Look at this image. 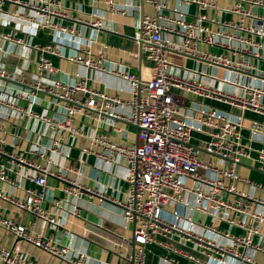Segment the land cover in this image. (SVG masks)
Masks as SVG:
<instances>
[{"label": "built area", "instance_id": "2783aa9c", "mask_svg": "<svg viewBox=\"0 0 264 264\" xmlns=\"http://www.w3.org/2000/svg\"><path fill=\"white\" fill-rule=\"evenodd\" d=\"M68 1L0 0V26L6 28L0 30V90L9 96L0 94V118L45 122L58 134L48 147L49 154L58 152L65 134L83 135L82 127L73 124L76 114L91 119L95 131L110 117L136 125V138L130 145L110 141L93 130L90 143L103 149L82 148V152L94 154L105 163L117 157L125 160L128 182L125 199L115 202L68 175L50 170L47 165L52 163L50 155L45 156L44 165L8 152L1 147L2 140L0 156L4 160H0V180L12 182L8 171L14 162L34 168L36 173L29 176L35 186L26 187L23 198H15L2 190L0 198L35 219L59 224L56 215L42 206L46 178L53 176L63 182L64 193L52 200L56 210L80 217L81 192L121 206L122 219L132 222L131 246L118 252L121 264H150L145 259V248L151 243L163 249L158 255L161 264H180V258L186 264H258L254 254L262 246L254 241L258 229L252 220L262 222L264 215L252 212L251 205L264 204V200L236 188L234 181L258 185L235 171V166L251 158L253 153L259 161L258 168L264 173V147L252 145L253 139L264 130V68L259 65L264 60V0H141L139 30L132 38L140 53L152 63L150 75L109 72L128 83L131 94L128 100L91 86L84 73L76 74L68 83L51 78L48 73L57 70L52 56L87 70L105 71L104 44L94 50L100 42L97 32L102 31L104 11L123 16L140 9V5L133 0H88L92 10L74 14L67 6ZM98 3L102 7L100 11L95 8ZM225 14L228 17H223ZM82 27L89 31L83 33ZM50 33L52 37H48ZM37 36H42L43 41L33 42L32 38ZM5 42L21 51L34 49L38 53L35 69L2 65L1 58L10 53ZM60 45L71 48L73 53L64 54ZM170 53L197 59L225 73L202 74L195 68L175 63ZM173 66L180 71L172 72ZM187 72L202 76L188 77ZM4 81L19 87L6 83L4 86ZM180 91L226 103L231 109L252 110L263 118L248 119V122L242 117L232 119L228 111L205 103L196 104L191 108L194 113L187 114L180 108ZM40 93L52 96L55 104L61 105L63 119L34 109ZM121 106L128 108L126 116L120 114ZM111 126L115 132L121 130L116 123ZM244 128L250 133L245 140ZM194 131L206 137L200 145L191 142ZM27 152L44 156L36 149ZM201 152L219 160L205 158ZM65 169L81 174L74 166ZM195 212L210 220L195 219ZM219 222L228 227H220ZM0 226L14 239L30 242L69 264H96L84 252L72 254L67 245L50 244L10 218L0 216ZM233 227L242 232H232ZM172 238L181 244H190L197 253L175 245ZM0 264L36 263L21 255L16 246L0 245Z\"/></svg>", "mask_w": 264, "mask_h": 264}, {"label": "crops", "instance_id": "0c3cea01", "mask_svg": "<svg viewBox=\"0 0 264 264\" xmlns=\"http://www.w3.org/2000/svg\"><path fill=\"white\" fill-rule=\"evenodd\" d=\"M134 3L140 5V9L133 10L126 15H114L109 11H104L102 19V31H98L99 44L94 46V50H98L100 44H104V66L105 71L87 70L83 66L64 58L52 56V64L57 68L55 72L48 73L51 78H59L66 83L72 82L75 75L84 73L88 76V82L91 86L106 91L109 94H116L123 100L130 99V91L128 83L121 77L109 73L111 70L131 71L142 77L150 75L151 61L145 55L139 54L138 44L132 38L137 30H139L140 16L142 4L141 0H133ZM67 6L74 14H79L80 11L89 12L92 7L88 0H69ZM95 8L100 11L102 7L95 4ZM100 8V9H99ZM223 17H228L227 14ZM83 33L89 31L88 28H81ZM0 30L5 31L6 28L0 26ZM27 39L26 35L20 34ZM50 33L48 37H52ZM33 42H42V36L32 38ZM6 50L10 53L7 57L1 58L2 65L7 68H12L14 65L22 66L33 70L36 67V59L38 53L27 48L23 51L12 43L5 42ZM60 49L64 54L73 53V50L66 46H61ZM171 59L182 66L195 68L197 71H202V74L209 72H217L223 74L221 69L212 68L205 62L197 59L184 58L178 53H170ZM259 65L264 68V60L259 62ZM171 71L178 73V67L173 66ZM227 73V72H226ZM188 77L200 78L199 73L187 72ZM232 75V74H231ZM240 79H244L239 76ZM8 86L19 87L12 82L4 81ZM1 91V90H0ZM1 96L9 97L2 90ZM39 98L34 106L38 112L45 111L47 115L63 119L64 109L59 104H55L52 96L47 94H38ZM182 97L180 108L187 114L194 113L192 107L196 104L205 103L224 109L229 112V117L238 119L239 117L250 120L260 121L263 115L252 110L233 108L223 102L216 101L210 98H201L189 92H179ZM120 114L126 116L128 108L126 106L119 107ZM107 123L100 124L95 131L92 120L85 119L84 116L76 114L73 124L82 127L83 135L71 136L65 134L58 145V152L49 154V146L53 140L58 137V134L40 120L24 118L23 120L9 117L7 119L0 118V140L1 147L18 156L24 157L31 162L46 164L45 156L50 155L52 163L47 164L50 170L59 172L62 175H68L74 178L83 186H87L102 193L106 197L116 201L125 199L128 188L127 164L122 157H117L114 160L105 163L99 157L91 153L82 152V148L90 146L95 151H101L102 146L96 143H90L92 132L98 135H104L110 141L115 143L130 145L135 141L137 127L125 120L119 118H106ZM116 123L121 130L115 132L111 124ZM248 129L242 130V136L245 139L249 138ZM194 139L191 142L194 145H200L206 138L202 133L194 131L192 133ZM199 137V138H197ZM252 145L256 147H264V130L263 134L258 135L253 139ZM28 149H36L38 152H43L44 156L40 157L37 154L28 153ZM201 152L202 156H205ZM208 158L217 162L219 159L209 155ZM83 159V162H80ZM0 160H4L0 156ZM12 170L8 171V177L12 182H4L0 180V190L15 198H23L25 196L24 189L26 187L35 186L29 176L36 173L35 169L27 165H21L14 162ZM74 166L81 171L80 176L68 172L65 168ZM259 161L256 154L245 159L235 166V171L242 177H246L258 185L246 183L242 180H235L236 188L253 194L254 196L264 200V173L258 168ZM63 182L53 176H47L44 188L43 208L56 215L59 224H50L41 219H35L25 210L16 208L10 202L0 198V216L10 218L15 223L24 224L28 230L34 234L40 235L44 241L50 244H64L70 248V253L84 252L92 262L96 264H121L122 260L118 255L119 251L128 249L131 246L130 238L132 234V222L122 219V208L119 204L101 199L98 196L88 195L81 192L79 202L81 203V216L73 217L65 210H56L52 205V200L60 198L64 195L62 191ZM71 201V200H70ZM252 212H257L264 215V204L254 203L251 205ZM195 219L208 222V216L195 212ZM252 224L258 229V234L254 236V241L262 246V250H258L254 254V260L258 264H264V221L252 220ZM220 227L227 228L224 223L219 222ZM232 232L241 233L238 228H230ZM171 241L186 250L197 253L192 249L190 244H181L176 238ZM0 245L5 247L16 246L18 252L27 256L36 264H69L66 260L53 256L46 250L27 242L23 239H14L13 235L0 226ZM147 262L150 264H159L158 255L163 252V249L157 244H148L145 248ZM161 264V263H160ZM180 264H186V261L180 258Z\"/></svg>", "mask_w": 264, "mask_h": 264}, {"label": "rangeland", "instance_id": "374dc122", "mask_svg": "<svg viewBox=\"0 0 264 264\" xmlns=\"http://www.w3.org/2000/svg\"><path fill=\"white\" fill-rule=\"evenodd\" d=\"M197 138H199V137H197ZM192 139H194V138H193V136H192ZM207 156H208V154H205V156H204V157H205V158H207ZM145 259L147 260V255H146V252H145Z\"/></svg>", "mask_w": 264, "mask_h": 264}, {"label": "water", "instance_id": "95a60500", "mask_svg": "<svg viewBox=\"0 0 264 264\" xmlns=\"http://www.w3.org/2000/svg\"><path fill=\"white\" fill-rule=\"evenodd\" d=\"M138 48H139V46H138ZM139 54H141V53H140V49H139Z\"/></svg>", "mask_w": 264, "mask_h": 264}]
</instances>
